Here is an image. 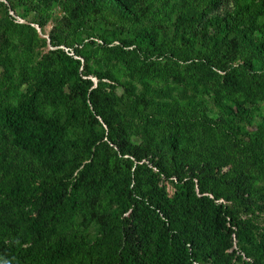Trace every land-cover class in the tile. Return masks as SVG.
Here are the masks:
<instances>
[{"label":"rangeland","instance_id":"rangeland-1","mask_svg":"<svg viewBox=\"0 0 264 264\" xmlns=\"http://www.w3.org/2000/svg\"><path fill=\"white\" fill-rule=\"evenodd\" d=\"M83 1L0 0V105L32 100L62 128L63 140L47 154L40 140L0 127V250H17L0 264H38V252L58 241L72 249L56 264H152L158 220L142 199L137 206L126 200L133 179L144 197L148 188L177 208L181 198H213L210 183L203 193L196 185L202 164L260 205L263 227L264 162L258 166L248 149H264V0H216L211 9L208 0ZM116 1H127L130 17L117 14ZM180 17L187 22L178 28ZM223 38L235 51L230 57L218 53ZM123 39L133 44L122 47ZM91 91L107 105L110 130L93 119ZM109 137L121 146L117 156L100 149ZM21 169L32 175L27 192L58 175L69 183V198L58 205L41 195L15 205ZM226 226V252L247 261Z\"/></svg>","mask_w":264,"mask_h":264},{"label":"trees","instance_id":"trees-1","mask_svg":"<svg viewBox=\"0 0 264 264\" xmlns=\"http://www.w3.org/2000/svg\"><path fill=\"white\" fill-rule=\"evenodd\" d=\"M83 2L85 7L94 6L93 0H84ZM126 2L118 3L116 1L115 3V10L121 18L130 17V10L127 8ZM215 6L216 0H208L206 9ZM206 9L201 10V15H204ZM250 10L251 5H247L237 11L228 25V30L236 31L241 20ZM197 17L198 14L194 13L193 18ZM181 18L176 21L178 28L183 27L187 22V19ZM120 42L122 47H129L133 44L131 40L127 39ZM51 43L58 44L59 41L52 39ZM217 45L219 55L230 57L235 52L226 38H223ZM75 52L78 53V51ZM64 59L80 64V60L71 55L65 54ZM247 65L250 66L249 60ZM253 81L254 84H258L255 77H253ZM93 92H89L88 95V100L93 105V119L95 121H98V118L104 120L110 130L111 124L107 118V105L100 99L95 101V98L92 97ZM154 122L158 123L159 121ZM0 127H7L15 131L22 139L32 144H36V140H40V146L47 154L63 142L62 128L40 114L32 100L20 101L16 105H0ZM171 146L177 153V145L172 142ZM100 149L108 156H117L121 151V146L114 138L109 137L101 142ZM248 152L254 162L261 167L264 162L262 145H257L255 149H248ZM131 154L140 160L141 157L134 151ZM151 161L160 169V172L167 170L160 157H153ZM195 172L199 192L203 193L206 184L210 183L212 185L210 192L213 198L208 195L197 197L194 194L193 201L181 198L177 208L161 195L150 193L148 188L146 189L148 196L144 197V194L139 193V179H133L132 187L129 189V199L126 200H130L131 204L137 206L139 198L142 199L158 220V229L152 251V264H264V225L261 227L260 205H255L254 202L250 203L251 200L245 198L237 186H232L229 190L228 182L217 177L215 167L202 164ZM175 174L178 177V174ZM15 176L14 183L17 185L11 190L15 205L22 206L41 195L58 205L69 198V183L62 176L57 175L54 181L41 179L40 184L34 187L30 193L26 190L25 182L30 184L32 175L21 169L16 172ZM219 198L231 200L234 207L230 208L227 205L224 207L222 203H216L215 200ZM244 209L249 212L248 216L243 218L239 215V211ZM178 210L184 219H179L176 214H173ZM255 211H258V214H255ZM226 222L230 224L229 228H233L232 232L237 239L238 250L248 259L247 261H243L240 255L233 260L236 250L226 252L232 246L224 234V230L227 229ZM123 248L127 249V241ZM71 249L72 243L70 241H58L50 244L38 252L37 263L56 264L63 257L69 255ZM16 251V249L0 250V257L11 256Z\"/></svg>","mask_w":264,"mask_h":264}]
</instances>
